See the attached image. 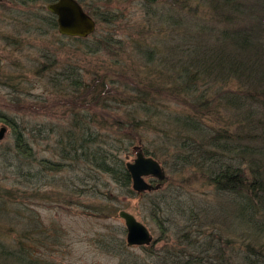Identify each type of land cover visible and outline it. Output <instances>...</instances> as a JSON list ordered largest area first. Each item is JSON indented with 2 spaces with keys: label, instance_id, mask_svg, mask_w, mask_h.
I'll list each match as a JSON object with an SVG mask.
<instances>
[{
  "label": "trees",
  "instance_id": "16d2710c",
  "mask_svg": "<svg viewBox=\"0 0 264 264\" xmlns=\"http://www.w3.org/2000/svg\"><path fill=\"white\" fill-rule=\"evenodd\" d=\"M54 1L5 0L0 21L10 4L12 38L68 39L84 56L110 52L113 42L125 51L112 30L96 34L97 23L111 25L115 14L90 12L77 0L96 29L85 38L63 36L46 9ZM145 2L161 4L153 17L167 37H155V44L146 36L131 39L126 55L145 65L134 68L117 59L94 70L72 53L60 59L57 41L23 44L39 52L38 70L57 89L66 116L61 125L29 129L0 113L14 134L19 179L15 187L0 180V264L36 263L28 256L31 237L41 239L47 229L29 219L23 206L42 198L36 185L43 176L51 202L69 205L68 192L99 194L101 201L90 207L103 217L118 212L113 201L120 196L145 199L161 230L174 227L170 244L155 251L141 246L147 261L122 238L104 234L102 248L118 255L120 264H264V0ZM111 63L118 68L115 79ZM37 138L46 140L50 156L36 157ZM138 144L173 174L170 180L179 179L176 187L162 188L170 182L166 175L150 178V191L132 190L125 163ZM2 162L4 172L13 166L6 157ZM196 184L205 188L203 197L187 190Z\"/></svg>",
  "mask_w": 264,
  "mask_h": 264
},
{
  "label": "rangeland",
  "instance_id": "374dc122",
  "mask_svg": "<svg viewBox=\"0 0 264 264\" xmlns=\"http://www.w3.org/2000/svg\"><path fill=\"white\" fill-rule=\"evenodd\" d=\"M4 1L0 0V8ZM81 1L84 7L90 10V12L111 13L117 16L111 25L98 22L96 34L100 36L104 35L108 30H112L113 41H123L125 51L123 49L119 50L118 44L113 42L110 46V52L101 51L99 56L96 57L93 55L84 56L82 54L83 50L75 48L78 46L76 45L78 43L68 39H63L58 42L57 38H50L47 35L34 40L33 35L27 39V36L18 38L17 34V37L12 38V30L9 28V17L12 13L8 10V7L11 6L10 4H8L6 14L1 17L4 20L2 22L0 21V113L14 117L19 123H24L26 128L30 129L34 124L61 125L65 121L61 119L66 116L63 107L58 105L59 96L56 93L57 89L50 85L47 79L48 77H44L47 74L44 75V73L38 70L37 59L40 56L39 52L35 50L36 47H44L45 44L48 45L50 42L57 41V44L61 45L59 50L60 59L65 60L67 56L73 54L79 62L84 58L85 62L83 63H86V66L93 69L101 66L100 62L108 65L109 62L120 59L126 63L130 61L132 67L135 68L145 65V62L143 60L142 63L135 54H131L130 57L126 55L132 49L131 39L139 40L141 37L146 36L151 41V44H155L158 42L155 37L167 38L166 31L161 28L160 24L156 23V17H153L154 11H156L155 8L161 6V4H155L149 7L145 0ZM35 7L38 8L37 5ZM25 42L31 43L35 48H29L27 45H23ZM66 52L69 53L67 54ZM35 58L36 60L34 62ZM122 65L125 66L126 64ZM110 66L112 69L111 77L115 79V72L118 71V68L113 63ZM102 70L103 68H99V71ZM1 127L5 131L2 139H0V180L6 178L2 184L15 187L19 179L14 175V165L17 164L15 156L12 157L14 134L10 125L6 122L0 121ZM46 144V140L40 138H37L32 143L37 158L39 156H50V151ZM3 153L4 155L2 156ZM5 157L11 160V164L13 165L6 172L3 171L2 166V159ZM133 158L134 154L130 156L129 160ZM165 172L167 179L170 180L173 174L166 168ZM106 180L100 181L101 190H103V183ZM178 181L179 179L177 177H173V181L170 180V182L164 183L162 188L168 189L171 186L172 190L178 185ZM46 182V178L43 176L38 185H36L39 193H42V198L31 200L27 204V207L23 206L26 212L25 215L29 219L32 221L38 220V223L42 224L48 233L54 234L50 236L47 235V232H43L42 237H40L41 239L32 234L30 241L32 250L28 251V256L36 262L35 264H120L119 256L107 253L102 248L99 240L104 234H111L115 237L122 238L126 243V228L123 219L118 216L119 210H126L132 213L149 229L153 236V241L157 240V243L152 245L151 242L145 246L148 249L154 248L153 250L155 251L161 248L166 242L170 244V241L172 242V239H174V227L171 228V225H169L170 227L168 229L161 230L149 217L145 206V199L139 200L120 196L118 199L116 198V201H113V205L120 207L118 212L114 215L102 217L90 207L94 202L98 203L101 201L97 197L99 194L93 197L91 192L77 194L63 191V193H67L66 196H69L68 201L71 203L69 205L61 203L60 205L46 198V192L50 189ZM21 184L22 186L20 188H31L30 185ZM56 189L58 190V188ZM187 190L194 195H196L194 191H197L198 196L201 197H203L201 192L206 193L205 188L202 189L197 184L193 186L189 185ZM44 194L45 197L43 196ZM18 205L17 207H20V204ZM165 224L166 226L168 225L167 222ZM34 239L37 240L34 241ZM130 249V252L135 253L141 259H145L146 261L149 259L141 246H132Z\"/></svg>",
  "mask_w": 264,
  "mask_h": 264
},
{
  "label": "water",
  "instance_id": "95a60500",
  "mask_svg": "<svg viewBox=\"0 0 264 264\" xmlns=\"http://www.w3.org/2000/svg\"><path fill=\"white\" fill-rule=\"evenodd\" d=\"M48 12L56 17L57 31L60 35L85 38L96 29L95 19L89 15L77 0H55L46 5ZM4 128L0 129V138ZM131 177V188L137 193L150 191L149 179L163 180L166 173L160 162L146 155L141 145L134 147V158L125 163ZM118 216L123 219L126 228L125 241L128 247L147 246L153 241L149 229L132 213L119 210Z\"/></svg>",
  "mask_w": 264,
  "mask_h": 264
},
{
  "label": "bare ground",
  "instance_id": "6f19581e",
  "mask_svg": "<svg viewBox=\"0 0 264 264\" xmlns=\"http://www.w3.org/2000/svg\"><path fill=\"white\" fill-rule=\"evenodd\" d=\"M1 128H3V127H1ZM1 128H0V129H1ZM4 131H5V129H4ZM3 134H4V132H3ZM2 137H3V136H2ZM2 137H1L0 139H2Z\"/></svg>",
  "mask_w": 264,
  "mask_h": 264
}]
</instances>
